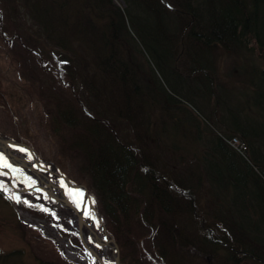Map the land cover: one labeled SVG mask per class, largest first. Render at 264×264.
<instances>
[{"label": "trees", "instance_id": "obj_1", "mask_svg": "<svg viewBox=\"0 0 264 264\" xmlns=\"http://www.w3.org/2000/svg\"><path fill=\"white\" fill-rule=\"evenodd\" d=\"M0 40L52 75L48 127L109 235L135 221L167 264H264V0H0Z\"/></svg>", "mask_w": 264, "mask_h": 264}, {"label": "rangeland", "instance_id": "obj_2", "mask_svg": "<svg viewBox=\"0 0 264 264\" xmlns=\"http://www.w3.org/2000/svg\"><path fill=\"white\" fill-rule=\"evenodd\" d=\"M17 23L21 24L20 21ZM7 39L9 38H6V40ZM5 41L0 40V91L2 93V95L0 94L1 136L8 140H15L14 137H17V135L21 138H30V140L26 139V141L32 144L43 162L52 164L60 171L63 170L78 182H76V184L80 185L79 183H81L80 181L83 179H81L79 174V163L71 153L68 145L59 142L58 139L52 135L51 130L53 128L50 130L48 127L49 121L45 118L46 110L48 109L49 111L50 107L44 103L43 98L39 95L41 94L42 97H45L47 93H50L49 90H52L50 87V85H52L50 83L53 80L52 75L45 71L39 79L36 73H31V71L34 70L39 72V62H41L42 59L40 57L37 59L36 57L34 61L29 62V57L23 55L27 58L26 61L29 66L27 63L22 65L19 63L17 55L11 51L15 49L20 55L23 54V51L17 47L15 42L9 40V43L6 44ZM43 51L47 53V55H43V60H48V55L50 54L49 47L43 49ZM254 58L256 60V57ZM257 64L260 66L264 65L263 63ZM47 65L48 64L45 63L46 67ZM53 76L56 75L53 74ZM52 86L55 87L54 85ZM57 93H61L60 90H58ZM62 96L65 98V94H62ZM151 114L152 113L147 109L144 112L145 116H151ZM159 114L158 112V115ZM152 119L155 120V115ZM164 121L165 123L169 122L168 118L165 119V116ZM118 133L120 135L128 134L129 139H131V132H129L126 127L121 128ZM186 144H188L187 141L180 142V146L182 147L188 146ZM173 166L177 167L178 161L174 163ZM11 171L16 177L25 182L30 184L36 183L34 178H31L18 166L12 167ZM15 197L21 209L27 212L28 215L40 221H44L45 223L54 224L50 218L49 212L42 204L33 203L25 194H15ZM94 217L97 220V224L99 223L98 220H101L105 236L106 231L104 232L103 219L99 213H97V216L94 215ZM133 226H135V221H133ZM133 226L129 229L133 230V235L129 234L122 238L118 237L122 229L117 230L114 237L106 232V235L115 246L118 263L139 264L141 261L142 264H167L165 258H162L161 254L155 251V247L151 245L152 240L150 235H138L136 238L137 227L133 229ZM39 233H41L40 235H43L47 241L43 240L39 236ZM46 233L47 231L45 230H40L33 225L21 222L10 200L0 193V254L20 250L24 252L23 264H37L38 261L33 258L34 254L39 255L40 253H48L42 256V258L47 261H51L52 258L61 255L69 264H78L68 257L64 248L56 244ZM65 235L66 234H62L63 237ZM66 236L71 240L73 246L81 251L80 246L76 247V238L70 235ZM50 242L53 243L54 247ZM31 254H33V256ZM129 259L131 262L127 261Z\"/></svg>", "mask_w": 264, "mask_h": 264}, {"label": "bare ground", "instance_id": "obj_3", "mask_svg": "<svg viewBox=\"0 0 264 264\" xmlns=\"http://www.w3.org/2000/svg\"><path fill=\"white\" fill-rule=\"evenodd\" d=\"M6 140V139H5ZM23 142V141H21ZM6 146V144H5ZM23 150V149H22ZM14 150V154L12 157H14L13 160H18V162L15 161H11L7 156H9V151L6 150L4 153L0 150V158H2V161H0V163H3L5 166L4 167H0V170H8L9 172V166L11 167H22L21 169L26 172V174H28L31 178H34V175H41V173L39 172V170L35 169L34 170V174L31 172L32 171V167H26V165L22 164V160L21 158L23 157H28L29 154L28 152H26L25 150ZM21 156V157H20ZM38 158L40 159V157L38 156ZM50 170L52 172H55V170L51 167H49ZM59 171V173H61L62 175L65 176V178L71 182H73L72 180H70L64 173H62L59 169H57ZM37 177V176H35ZM53 178H55L53 176ZM38 179V178H37ZM55 181L57 183V187L59 188V190L64 194V199L67 198V201L69 204H71V206L77 210L80 211L83 214H86L87 211V201L84 197L83 191L80 189H69L64 182H60L59 180H57L55 178ZM37 186L39 188H44L46 189V191L50 194L53 195V197L55 198V200L57 201V204L53 203L50 199L49 201H46L45 198L40 201H36L34 202L35 204H43L46 208V210L49 212L50 214V218L51 220L54 222V224H49L51 226H54V228L50 227H46V231L49 235H60V237H62L61 231H65L67 233H77L80 230V220L78 219L77 216H75L74 212L68 208L65 207V203L63 201V199L61 198L60 194L55 190V189H51L49 188L48 184L46 183L45 179H42V182L40 180H38ZM63 197V195H62ZM67 203V204H68ZM24 217L26 218H30L28 214L26 213H22ZM93 219H95L94 215L92 214ZM81 221L83 222V224L81 225V237L83 239V242L85 243V245L88 248H93V246H95V243L93 242V239L91 237V235H95V230L94 228H92L88 222V220L86 219V217L84 215H82V219ZM95 221L97 222V220L95 219ZM43 222V221H41ZM44 224H46L45 222H43ZM51 223V222H50ZM48 224V223H47ZM52 239V238H51ZM64 243H67V247H64V250L66 251V254L74 259L77 260V257L75 255V257L73 258V256L70 254V252L73 250L71 244H70V240L69 239H64L63 240ZM78 255V254H77ZM80 264H85V263H81ZM103 264H119L117 261V256H116V250H115V246L113 245L112 242H106L105 241V260L103 261Z\"/></svg>", "mask_w": 264, "mask_h": 264}, {"label": "water", "instance_id": "obj_4", "mask_svg": "<svg viewBox=\"0 0 264 264\" xmlns=\"http://www.w3.org/2000/svg\"><path fill=\"white\" fill-rule=\"evenodd\" d=\"M6 139V140H5ZM6 144V146H5ZM25 150L26 152H28L29 156L28 157H22V164L26 165V167H32V173L34 172L35 169L39 170V172L41 173L42 177L40 175H34V176H37L36 178H38L37 180H40L42 182V179H45L46 183L48 184L49 188H51L52 190L55 189L61 196V198L63 199L64 203H65V207L72 210L75 214V216L78 217V219L80 220V227L81 225L83 224V222L81 221L82 217V213L80 212H77L72 206L71 204L68 203V201L66 199H64V194L59 190V188L57 187V183H55V178H57L60 182H64L66 185H68L67 187L69 189H80L83 191V194H84V197L87 201V206H88V220L89 222L91 223L92 227L94 228L95 230V236H96V241H97V244L99 246V252L98 253H94V257L95 259L98 261V264H103V256H102V251H101V248L103 246L101 240L99 239L98 237V233H99V230L96 228V225H95V222L91 216V213L93 212L95 215H97V212L96 210L94 209L93 207V204H92V199L91 197L88 195V192H87V189L82 186V185H77L69 180H67L65 178L64 175H62L61 173H59V171L57 170L56 167H54L52 164H48V163H45V162H42L39 158H38V155L36 153V151L33 149V147L31 146V144L29 142H16L14 140H8L7 138H3L1 135H0V150L4 153L6 150L9 151V156H7L11 161H15V162H18V160H13L14 157L13 154H14V150ZM22 150V151H23ZM53 168L55 170V172H52L50 170V168ZM6 175L9 180L11 182H14L16 184H19V182H17L16 180H14L11 176V173L8 171V170H0V176L1 175ZM34 174V173H33ZM53 176L55 178H53ZM21 187H24L22 186V184H19ZM46 194H48V192L46 191V189L44 188H41ZM27 191H31L32 188H26ZM63 195V197H62ZM11 200L13 202V205H14V208L15 210L17 211V214L20 218H22L24 221L28 222V223H31L33 225H35L36 227H38L39 229H45L46 227H50L51 225L49 224H44L43 222H41L40 220L36 219V218H32L31 216H29L30 218H26L24 217L17 209V205H16V202L14 200L13 197H11ZM51 199L55 202H57L55 200V198L53 196H51ZM68 203V204H67ZM100 223H101V220H99ZM102 225V224H101ZM52 228L55 229L54 226H51ZM81 231L79 230V235H80ZM50 237L57 243V244H60L62 246H66L67 243H64L63 242V238L60 237V235H50ZM67 247V246H66ZM72 256H75V253H71ZM87 259V257H86ZM88 260V259H87Z\"/></svg>", "mask_w": 264, "mask_h": 264}, {"label": "flooded vegetation", "instance_id": "obj_5", "mask_svg": "<svg viewBox=\"0 0 264 264\" xmlns=\"http://www.w3.org/2000/svg\"><path fill=\"white\" fill-rule=\"evenodd\" d=\"M11 168H12V166H11ZM21 180V179H20ZM28 197H29V195H27ZM77 238V245H76V247H81L83 250H85V252H87L88 254H89V256H90V259H91V261H92V264H97V261H96V259L94 258V255H93V252H92V250L93 251H97V247L96 246H93V248H91L92 250H90V248H88L86 245H85V243L83 242V239H82V237H76ZM95 243V242H94Z\"/></svg>", "mask_w": 264, "mask_h": 264}, {"label": "snow or ice", "instance_id": "obj_6", "mask_svg": "<svg viewBox=\"0 0 264 264\" xmlns=\"http://www.w3.org/2000/svg\"><path fill=\"white\" fill-rule=\"evenodd\" d=\"M0 161H2V158H0ZM5 165L3 163H0V167H4Z\"/></svg>", "mask_w": 264, "mask_h": 264}, {"label": "built area", "instance_id": "obj_7", "mask_svg": "<svg viewBox=\"0 0 264 264\" xmlns=\"http://www.w3.org/2000/svg\"><path fill=\"white\" fill-rule=\"evenodd\" d=\"M234 143H236V142L234 141Z\"/></svg>", "mask_w": 264, "mask_h": 264}]
</instances>
